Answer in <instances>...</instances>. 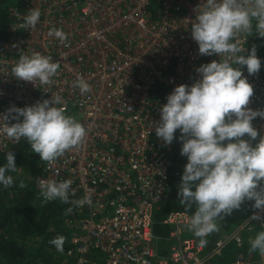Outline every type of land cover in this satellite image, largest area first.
I'll use <instances>...</instances> for the list:
<instances>
[{
    "label": "built area",
    "instance_id": "built-area-1",
    "mask_svg": "<svg viewBox=\"0 0 264 264\" xmlns=\"http://www.w3.org/2000/svg\"><path fill=\"white\" fill-rule=\"evenodd\" d=\"M5 1L0 0L7 18L0 38V115L12 106L59 96L62 104L56 106L65 113L74 110L71 116L86 129L82 145L51 166L41 161L32 181L35 199L44 205L60 200L45 203L40 180L73 181V215L62 219L68 247L61 264H215L229 245L237 249L226 264H264L258 251L249 253L250 240L264 231L260 210L242 215L212 240L204 237V246L189 230L193 214L183 209H170L162 218L165 236L153 230L154 213L169 195L170 176L182 177L188 163L174 166L175 139L165 145L157 138L160 109L175 87L200 78V65L220 61L218 55L201 56L191 36L196 9L206 0ZM34 8L41 13L35 28L17 29ZM53 27L62 29L67 39L49 37ZM254 31L255 22L251 36L242 34V55L247 56L252 40L264 47V38ZM21 52L59 61L54 83L34 84L13 76ZM239 67L253 86L248 107L264 109V76ZM77 75L90 85L89 93L74 86ZM252 124L259 133L255 145L264 136V119L257 117ZM21 145L29 144L0 133V152ZM85 194L91 196L90 206L77 203ZM254 212L260 220L252 219Z\"/></svg>",
    "mask_w": 264,
    "mask_h": 264
},
{
    "label": "clouds",
    "instance_id": "clouds-1",
    "mask_svg": "<svg viewBox=\"0 0 264 264\" xmlns=\"http://www.w3.org/2000/svg\"><path fill=\"white\" fill-rule=\"evenodd\" d=\"M196 12L191 36L198 44V52L201 56L218 55L220 61L200 65L196 69L199 79L191 85L175 87L166 97L167 103L161 107L160 120L154 127L157 138L165 145H171L180 130V154L187 157L188 163L179 185L178 202L186 210L195 206L189 230L201 238L200 245L204 246V237L219 231L217 221L240 210L245 200L254 201L253 209L264 212V136L255 145L252 143L259 135L252 121L257 117L264 119V109L248 107L253 86L239 67L246 66L249 75L260 71L256 46L247 56L242 55L245 48L241 47V40L242 34H253L254 22V32L264 38V0H206ZM40 15L37 8L30 9L17 29L35 28ZM48 36L61 42L67 39L64 31L55 27ZM59 68L60 62H53L51 56L21 52L12 73L22 81L50 85ZM74 86L81 94L91 91L79 75ZM59 104L62 98L52 96L31 106H12L0 115V133L16 142L24 138L31 151L51 166L66 151L82 145L86 136L83 124L66 115L56 106ZM12 120L16 122L10 124ZM17 168L15 154L7 152L6 163L0 166V185L5 189L14 185L13 176L7 173H15ZM72 183L71 179L40 180L39 195L45 203L59 199L69 204L70 192L75 195ZM19 187H25L23 181ZM77 203L90 206V194ZM71 211L68 208L65 214ZM252 219L261 217L254 212ZM65 241V236L58 235L49 243L63 252ZM257 251L264 259V231L250 240L249 253Z\"/></svg>",
    "mask_w": 264,
    "mask_h": 264
},
{
    "label": "trees",
    "instance_id": "trees-1",
    "mask_svg": "<svg viewBox=\"0 0 264 264\" xmlns=\"http://www.w3.org/2000/svg\"><path fill=\"white\" fill-rule=\"evenodd\" d=\"M5 2V0H2V3ZM6 24V13L4 9H2L0 10V38L4 36ZM253 45L256 46L257 57L261 60V68L258 73L264 76V47L259 46L254 42V40H252L249 51ZM175 137L173 161L174 166L178 167L181 164L188 162V160L186 156H181L180 154L182 144L177 131L175 133ZM25 146L30 145H21L6 152H0V166H3L6 163V153L9 151H12L15 154V163L17 166L22 159V154L18 149L25 148ZM21 151H23V149ZM38 171L39 167H36L34 174H37ZM181 178L182 177L179 175L170 176L168 198L154 213L155 223L153 225V230L157 236L163 237L167 234L168 229L166 225L161 223V220L167 211L170 209L186 210L185 207L180 205L178 202V191ZM8 189L14 190L18 194L20 207L17 209L13 208L11 211H4L1 207V202ZM253 204L254 201L245 200V202L241 205L240 210H233L231 215L225 216L223 220H218L217 223L219 225V231L210 234L209 240H212V238L219 235L220 232L228 230L242 215L253 209ZM68 208H70L69 204H63L60 201L45 205L40 204L35 199L32 182L24 188H19L16 183L7 189L0 185V264H5L7 261L12 264H57L56 256L61 257L62 260L63 252H58L56 248L49 243V241L58 235L67 237V232L63 226L62 219L66 216L72 217V212L65 214ZM186 211L194 214L195 206H193L191 210ZM12 227L17 229V234L11 233ZM5 232L8 233L7 236ZM32 235L40 237L41 239L39 242V248H37L35 254H32L31 249L22 242V240H25ZM67 247L68 242L66 239L64 250ZM236 249L237 248L234 245H229L222 259L215 264L229 263L232 258V254ZM246 254L249 253L247 252Z\"/></svg>",
    "mask_w": 264,
    "mask_h": 264
},
{
    "label": "rangeland",
    "instance_id": "rangeland-1",
    "mask_svg": "<svg viewBox=\"0 0 264 264\" xmlns=\"http://www.w3.org/2000/svg\"><path fill=\"white\" fill-rule=\"evenodd\" d=\"M74 110L66 112V115H74ZM23 149V151H21ZM20 153L22 154V159L20 160V163L17 165V171L15 173H7L13 176L14 183L19 187V183L23 181L25 186L28 184H31L33 181V178L36 174L35 169L39 166L41 160L39 154L32 152L30 146H25V148H19ZM20 188V187H19ZM20 201L18 200V194L11 189H8L3 197V200L1 202V207L4 211H11L13 208L17 209L20 207ZM17 215V214H16ZM68 232V230H66ZM6 236L8 235L7 232ZM11 233L17 234V229L12 227ZM41 241L40 237L37 236H30L26 238L25 240H22V242L31 249L32 254H35L37 251V248H39V242ZM102 256V254H100ZM35 260V259H34ZM61 257L56 256V263L61 264ZM5 264H12L11 262L7 261Z\"/></svg>",
    "mask_w": 264,
    "mask_h": 264
}]
</instances>
